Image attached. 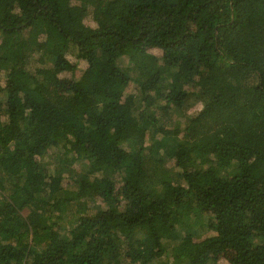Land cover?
I'll use <instances>...</instances> for the list:
<instances>
[{
    "label": "trees",
    "instance_id": "obj_1",
    "mask_svg": "<svg viewBox=\"0 0 264 264\" xmlns=\"http://www.w3.org/2000/svg\"><path fill=\"white\" fill-rule=\"evenodd\" d=\"M0 74V264H264V0H0Z\"/></svg>",
    "mask_w": 264,
    "mask_h": 264
},
{
    "label": "rangeland",
    "instance_id": "obj_2",
    "mask_svg": "<svg viewBox=\"0 0 264 264\" xmlns=\"http://www.w3.org/2000/svg\"><path fill=\"white\" fill-rule=\"evenodd\" d=\"M91 13L92 11H89V14H88V20L89 22L92 20V16H91ZM154 53L157 55L158 52L157 51H154ZM73 55V54H72ZM69 56V60L76 64L77 65V73H76V76L78 78H80L83 74V72L85 71L86 67H87V63L84 62V61H77L75 57L73 56ZM122 65L124 67H126L128 65V60L125 59L122 63ZM3 74H0V82L3 81ZM135 84H131V88H134ZM131 91H133V89H131ZM190 109H188L186 112H185V115H183L181 117V122H185L186 121V117H192V116H195L196 114H198L202 109H203V106L201 104L200 101H196L195 99H193V101L191 102V105L188 107ZM55 152V150H52L50 153V155H48L45 159V161L49 164L50 168L51 169H55V154H53ZM78 168L77 170L80 171V166L76 167ZM70 182V179H66L65 180V184L64 186L66 187L67 184ZM24 216H27L29 214V210H25L24 211ZM209 234L208 231H206V229L204 228L203 230L200 231V233L198 234L199 235V239H202L204 237H207ZM157 264V263H155ZM219 264H228L226 261H221Z\"/></svg>",
    "mask_w": 264,
    "mask_h": 264
}]
</instances>
